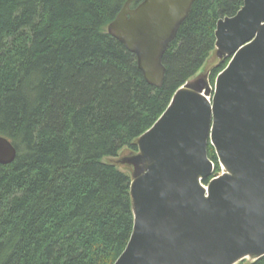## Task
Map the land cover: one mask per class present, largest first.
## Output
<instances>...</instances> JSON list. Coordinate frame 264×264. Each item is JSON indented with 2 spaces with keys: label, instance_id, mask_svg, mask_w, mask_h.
Instances as JSON below:
<instances>
[{
  "label": "trees",
  "instance_id": "obj_1",
  "mask_svg": "<svg viewBox=\"0 0 264 264\" xmlns=\"http://www.w3.org/2000/svg\"><path fill=\"white\" fill-rule=\"evenodd\" d=\"M126 1L0 0V136L16 149L0 165V264L116 261L133 213L130 174L110 160L137 151L174 92L215 58L218 20L243 5L195 0L155 88L107 33ZM228 61L206 69L211 86ZM207 156L220 173L209 144Z\"/></svg>",
  "mask_w": 264,
  "mask_h": 264
},
{
  "label": "water",
  "instance_id": "obj_2",
  "mask_svg": "<svg viewBox=\"0 0 264 264\" xmlns=\"http://www.w3.org/2000/svg\"><path fill=\"white\" fill-rule=\"evenodd\" d=\"M127 0L107 33L161 88L162 57L195 0ZM214 56L229 58L186 81L137 151L110 160L130 171L133 228L113 264H238L264 257V0L218 20ZM213 148L220 167L207 156ZM16 149L0 136V165ZM209 179L207 185L204 180Z\"/></svg>",
  "mask_w": 264,
  "mask_h": 264
},
{
  "label": "rangeland",
  "instance_id": "obj_3",
  "mask_svg": "<svg viewBox=\"0 0 264 264\" xmlns=\"http://www.w3.org/2000/svg\"><path fill=\"white\" fill-rule=\"evenodd\" d=\"M215 57V56H214ZM216 60H218L216 57L215 58H211L203 67H202V69L200 70V72L198 73V74H202V73H204V72H206V69L211 65V64H213V62L214 61H216ZM127 153V151L126 150H124V151H122L118 156H121V155H123V154H126ZM120 168V170L121 171H123V172H128L129 174H130V171L129 170H127V169H125V168H122V167H119Z\"/></svg>",
  "mask_w": 264,
  "mask_h": 264
}]
</instances>
